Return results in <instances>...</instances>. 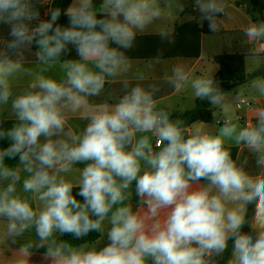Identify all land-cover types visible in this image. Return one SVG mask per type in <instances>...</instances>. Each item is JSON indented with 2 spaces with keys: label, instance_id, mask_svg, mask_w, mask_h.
<instances>
[{
  "label": "clouds",
  "instance_id": "1",
  "mask_svg": "<svg viewBox=\"0 0 264 264\" xmlns=\"http://www.w3.org/2000/svg\"><path fill=\"white\" fill-rule=\"evenodd\" d=\"M193 13L212 33L226 15L223 0H191ZM164 14L158 0H71L43 16L30 0H0L7 29L0 108L10 107L14 118L11 127L0 119V142H7L0 147V244L11 248L32 230L37 238L20 243L11 264H31L40 249L44 264H264V109L239 125L224 106L240 104L242 93L224 90L213 75L190 79L179 63L165 83L190 87L196 100L220 108L215 133L204 122L173 118L171 107L157 103V84L121 79L118 91L106 93L108 80L130 72L125 53L137 35ZM158 35L175 42L166 29ZM244 36L264 41V20ZM26 52L35 63L26 62ZM18 79L25 87L14 92ZM250 87L264 97V77ZM102 95L104 102L90 103ZM75 113L79 131L69 125ZM226 145L243 151L234 159ZM72 172L75 182L66 179ZM91 233L100 234L95 244L62 239Z\"/></svg>",
  "mask_w": 264,
  "mask_h": 264
},
{
  "label": "crops",
  "instance_id": "2",
  "mask_svg": "<svg viewBox=\"0 0 264 264\" xmlns=\"http://www.w3.org/2000/svg\"><path fill=\"white\" fill-rule=\"evenodd\" d=\"M53 0H30V3L36 10L41 11V15L45 8L51 7ZM161 8L164 11V16L157 21L146 32L137 35L134 47L126 51V55L131 60V70L125 77L117 78L115 80H108L105 88L106 93L110 90H119L120 80L128 79L133 83L139 82L143 84H157L162 88L161 94L157 98V103L160 107H171L175 112H185L192 110L196 105V99L192 94L190 87H185L180 90L172 89L167 85L163 79L164 76L171 74V67L173 64H183L190 79L200 76L213 75L214 78L219 71V65L214 61L217 55L221 54H243L245 55V70L248 79L241 85L235 88L242 93V98H248L254 102V106L250 109L239 110L238 104H226L224 107L228 109L227 115L233 117L234 122L243 126L244 124L240 118L249 119L253 121L254 110L264 109V97L260 96L255 90L251 89V82L257 77H264V71L258 74L264 67V41H251L244 36V30L253 22L263 20L260 14L253 9L250 0H223L225 5L224 17H221L219 28L215 33L210 32L207 23L203 26L199 24L196 14L193 13L189 17V7L191 0H158ZM186 4L185 12L179 10L180 6ZM189 23H193L200 30V53L199 56H185L182 52L188 50V44L185 40L191 34L193 37L196 32L194 27H189L185 33H177V28ZM163 28L172 33L174 44H168L161 41L158 31ZM7 37V29L0 26V48L3 47V41ZM159 55L162 59L159 64L152 63L150 65V58ZM25 60L27 63H35V56L32 52L25 53ZM142 75L143 81H137L136 77ZM25 84L22 80H16L13 83V91L17 92L24 88ZM105 95L98 98H90V103L99 104L104 102ZM213 119L209 123H203V127L207 128L209 132L215 133L219 128L217 120L223 115L218 107L211 106ZM0 119L6 120L4 127H11L14 118L12 117L10 107L0 108ZM69 125L75 130L82 129L83 121L81 114H69ZM190 126H201L200 122L191 124ZM150 135V134H149ZM154 143V141H153ZM7 142H0V147H6ZM233 158L243 151V146H231ZM246 155H250L245 150ZM15 163V161H9ZM84 165H77L83 167ZM249 170L257 171L254 167V158L250 156ZM66 179L75 182L78 179V173L72 172L67 174ZM133 204L138 203L137 198L133 196ZM35 207V205H33ZM140 211H143L141 208ZM5 221L0 219V232L3 231ZM248 227L244 231H248ZM96 241L89 243L95 244ZM34 230L25 234V236L16 245L11 248L6 244H0V264H11L14 259L18 258L16 249L20 243L36 241ZM103 246V245H101ZM44 249H40L31 257V264H44L43 262Z\"/></svg>",
  "mask_w": 264,
  "mask_h": 264
},
{
  "label": "trees",
  "instance_id": "3",
  "mask_svg": "<svg viewBox=\"0 0 264 264\" xmlns=\"http://www.w3.org/2000/svg\"><path fill=\"white\" fill-rule=\"evenodd\" d=\"M263 0H250L253 5L254 11H257L262 19L264 20V6ZM71 3V0H53L51 7H60L61 9H66ZM66 19H62L61 23H66ZM189 27H194L195 36L191 34L189 38L185 40L188 44V50L182 52L185 56H199L200 53V30L193 24L189 23L177 28V33H185ZM72 57H75V52H72ZM214 61L219 65V71L217 72L215 78L221 81V85L224 90L228 91L235 88L238 85L243 84L248 79V75L245 70V55L243 54H221L214 58ZM264 71V67L258 71V74ZM179 116L185 120V125L190 126L196 122L209 123L213 119V114L211 106L206 102H200L196 100V105L192 110L185 112H175L174 117ZM3 144V142H2ZM78 189L74 190V193ZM79 199V197H77ZM254 206H249V215L252 214ZM247 226H245L246 228ZM245 228L243 230H245ZM100 237V234L91 233L88 237L83 240H74L71 236L62 237V239L68 240L74 245H79L81 243H92ZM230 253L225 254V260L229 257ZM221 264H224L221 261Z\"/></svg>",
  "mask_w": 264,
  "mask_h": 264
},
{
  "label": "built area",
  "instance_id": "4",
  "mask_svg": "<svg viewBox=\"0 0 264 264\" xmlns=\"http://www.w3.org/2000/svg\"><path fill=\"white\" fill-rule=\"evenodd\" d=\"M254 106V102L248 98H242V102L240 104L237 105L239 110L242 109H250ZM240 120L242 121V123L245 125L248 122H252L249 119H244V118H240Z\"/></svg>",
  "mask_w": 264,
  "mask_h": 264
},
{
  "label": "rangeland",
  "instance_id": "5",
  "mask_svg": "<svg viewBox=\"0 0 264 264\" xmlns=\"http://www.w3.org/2000/svg\"><path fill=\"white\" fill-rule=\"evenodd\" d=\"M263 2V6H264V0L262 1ZM257 12V11H256Z\"/></svg>",
  "mask_w": 264,
  "mask_h": 264
}]
</instances>
